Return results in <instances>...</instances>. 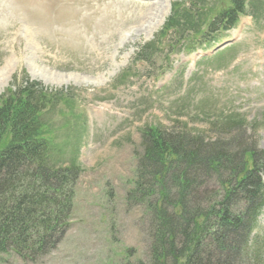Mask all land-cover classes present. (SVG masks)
I'll use <instances>...</instances> for the list:
<instances>
[{
  "label": "rangeland",
  "instance_id": "rangeland-1",
  "mask_svg": "<svg viewBox=\"0 0 264 264\" xmlns=\"http://www.w3.org/2000/svg\"><path fill=\"white\" fill-rule=\"evenodd\" d=\"M173 1L177 2L0 0V83L7 80L9 85L13 77L20 81L26 76L28 81L48 89H69L80 99L85 111L78 120L65 118L72 124L77 122V127L58 132L52 141L53 152L62 165L76 157L82 167L73 187L72 211L66 233L65 226L55 247L35 262L23 261L9 254L0 257V264L146 263L148 213L142 205L125 200V194L134 189L131 182L142 129L153 126L170 129L172 121L177 120L179 127L186 124V132L200 135L204 140L256 147L264 155V0L259 2L262 20L259 27L263 30L254 28L251 20L245 22V27L240 24L233 48L218 55L209 65H204L203 78L197 80L200 86L191 93L188 88L189 92L181 95L183 99L176 102L173 109L174 96H170L168 90H172V94L178 91L181 94L183 85L193 82H188L176 72H173L175 75L166 73L160 79L150 80L147 76L158 75L155 69L164 63L153 69L134 68L135 77L114 91H105L100 88L104 84L100 83L92 85L80 79L69 82L71 76H65L70 77L67 84H57L60 81L42 74L77 73L104 81L108 77L111 83L129 66L137 48L158 36L163 24L160 22L162 12L167 11L165 17L170 15ZM223 1L195 0L199 5L214 8ZM181 10L176 9L179 16L176 21L186 22V30L191 31L190 28L194 27L203 31L210 20V14L204 18L200 13L189 21ZM233 35L228 34L226 39ZM199 37L194 36V40ZM31 43L35 44V50ZM179 57L170 60L175 62ZM29 61L33 66L35 63L39 65V69L34 66L36 73ZM43 68H46L45 72L41 71ZM194 71H188L187 76ZM7 84L0 94L8 87ZM162 87L165 90L157 92ZM177 109L184 113L178 119ZM66 111L61 105L52 114L55 125L65 121L59 114ZM217 111L224 114L235 112L243 116L245 124L213 128L202 115ZM208 179L205 188L215 189V180ZM56 232L59 236L60 229ZM262 234L264 210L248 242L251 262L261 255L260 264H264V246L262 236H259ZM232 235L228 234L227 239L231 240ZM254 235L261 239L257 244ZM226 257L223 253L222 258ZM232 257L226 259L236 264L239 257Z\"/></svg>",
  "mask_w": 264,
  "mask_h": 264
},
{
  "label": "trees",
  "instance_id": "trees-1",
  "mask_svg": "<svg viewBox=\"0 0 264 264\" xmlns=\"http://www.w3.org/2000/svg\"><path fill=\"white\" fill-rule=\"evenodd\" d=\"M244 1L228 0L218 13L210 9L207 25L227 28L220 23L243 13ZM188 16L193 20L195 12ZM174 19L173 14L159 38L176 28ZM149 52L150 46L141 48L137 60L149 63ZM57 104L72 110L66 94L49 93L27 81L14 80L0 96V257L14 254L37 261L62 238L71 215L73 187L82 171L74 163L61 168L50 157L53 133L45 109ZM215 122L211 127L245 124L237 117ZM178 123L173 121L170 129L140 131L134 189L125 194L126 201L148 213V260L139 264H231V256L239 257L236 264H260L261 255L251 262L248 242L264 206L262 151L204 140ZM210 177L215 189L204 186ZM228 234H233L231 240Z\"/></svg>",
  "mask_w": 264,
  "mask_h": 264
},
{
  "label": "bare ground",
  "instance_id": "bare-ground-1",
  "mask_svg": "<svg viewBox=\"0 0 264 264\" xmlns=\"http://www.w3.org/2000/svg\"><path fill=\"white\" fill-rule=\"evenodd\" d=\"M166 6H167V5H166ZM162 13H163V14H162V16L160 17V18H161V19H160V22H162L163 19L165 18V16L167 15V11H165V12L163 11ZM160 14H161V13H160ZM29 62H30V61H29ZM30 64H31V62H30ZM31 66H32V69H33L32 71L36 73V70H35L36 68H35L32 64H31ZM0 73H1V72H0ZM8 74H9V73H8ZM34 76H35V75H34ZM35 77H36V76H35ZM63 79H64V78H63ZM69 79H70V77H67V78H65L63 81H64V82H67V81H69ZM0 84H1V88H0V90H1L2 87H4V86L7 84V80L2 81Z\"/></svg>",
  "mask_w": 264,
  "mask_h": 264
}]
</instances>
